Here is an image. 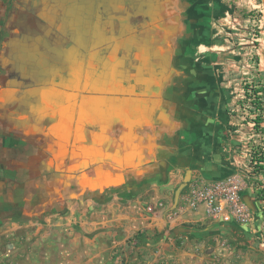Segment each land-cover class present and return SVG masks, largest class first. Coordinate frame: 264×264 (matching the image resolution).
Listing matches in <instances>:
<instances>
[{"label":"crops","instance_id":"0c3cea01","mask_svg":"<svg viewBox=\"0 0 264 264\" xmlns=\"http://www.w3.org/2000/svg\"><path fill=\"white\" fill-rule=\"evenodd\" d=\"M10 1L0 2V235L26 232V226L33 224L40 230L42 222L49 220L64 227L72 252L81 245L87 251L104 252L125 247L128 237L141 232L129 248L130 261L154 264L164 256L169 243L161 239L175 231L189 249L184 251V262L189 264H196V258L208 264H264V213L253 178L246 179L242 190L249 219L241 225L212 222L181 197L173 205L175 209L167 203L149 214L145 205L161 195L148 177L122 187L128 197H72L64 201V213L54 211L67 197L61 189L72 188L74 168L84 169V159L80 162L76 156L88 153L89 146L83 142L88 135L80 130L85 129L90 105L75 102L70 87L58 82L59 77L68 75L67 70L58 71L59 59L65 61L67 52L57 50L39 31L48 24L32 17L31 0ZM251 3L210 0L207 7L212 15L209 22L216 28L210 25L214 32L209 41L217 50L210 55L211 65L204 67L209 70L204 72L205 82L199 84L192 145L185 143V156L179 158L180 166L189 169L185 187L195 178H220L238 169L247 170L248 142L256 141V133L250 116L239 113L238 101L253 76L249 74L253 59L246 57L252 47L246 35ZM35 5L42 12V6ZM236 10L247 17H237ZM243 38L247 39L241 41ZM262 42L264 47V38ZM256 55L259 76H264V53L257 51ZM78 107L82 116L75 114ZM169 194L162 195L166 202ZM79 202L85 204L81 211ZM194 238H201L197 242L199 255L191 248ZM66 261L74 264L71 259ZM23 264L42 262L37 258Z\"/></svg>","mask_w":264,"mask_h":264},{"label":"rangeland","instance_id":"374dc122","mask_svg":"<svg viewBox=\"0 0 264 264\" xmlns=\"http://www.w3.org/2000/svg\"><path fill=\"white\" fill-rule=\"evenodd\" d=\"M209 2L92 0L89 27L84 34L79 33L75 22L77 8L65 7L52 16L49 32L41 33L51 39L50 44L57 50L70 56L64 62L71 71L68 69V75L59 77L58 82L70 87L75 102L90 105L85 129L80 130V134L88 135L83 140L89 146L88 153L76 156L80 162L84 159V169L74 168L72 188L61 189L67 197L54 211L64 213V201L72 197H128L122 187L147 177L161 195L163 206L171 203L173 207L176 189L190 175L189 169L180 166L179 158L185 156V143L193 142L191 131L199 84L205 82L204 72L209 70L204 67L211 65L210 55L217 50L209 41L214 32L210 27L214 23L209 22ZM251 13L246 35L252 47L246 57L253 59L249 66L253 76L246 84L256 85L259 80L264 83L256 55L257 51L264 53V35L263 29L258 28L259 13L254 8ZM63 70L66 68L60 69ZM83 113L80 107L75 110L76 115ZM261 127L264 129V121ZM262 174L264 180L263 171ZM258 181L254 180L256 186ZM165 192L170 193L168 202L162 196ZM82 204H77L78 211L85 205ZM52 222L43 221L40 230H35L37 226L33 224L26 226V232L16 230L0 235V264L33 263L37 258L42 264H70L68 259L74 264H133L129 248L136 244L141 232L128 237L125 247L103 252L87 251L81 245L72 252L64 227ZM194 239L196 243L191 248L199 255L197 242L201 238ZM161 240L169 243L164 256L154 264H189L184 262V251L189 249L179 233L170 231ZM196 259V264H208Z\"/></svg>","mask_w":264,"mask_h":264},{"label":"built area","instance_id":"2783aa9c","mask_svg":"<svg viewBox=\"0 0 264 264\" xmlns=\"http://www.w3.org/2000/svg\"><path fill=\"white\" fill-rule=\"evenodd\" d=\"M252 9L259 13L258 28L264 26L262 14V3L252 0ZM228 16V15H227ZM252 16V15H251ZM256 39H261L257 37ZM249 151L247 170H235L220 178H195L187 187H183L179 197L185 200L192 210L202 211L206 219L212 222L245 224L249 219L248 207L242 198V190L245 187L246 179H258L260 184L257 187L264 189L262 180V169L259 168L264 162L260 160V155L252 157ZM178 197V200H179ZM178 202V201H177ZM159 200H150L145 205V210L153 214L163 208ZM175 207H172V210ZM173 214V213H171Z\"/></svg>","mask_w":264,"mask_h":264},{"label":"trees","instance_id":"16d2710c","mask_svg":"<svg viewBox=\"0 0 264 264\" xmlns=\"http://www.w3.org/2000/svg\"><path fill=\"white\" fill-rule=\"evenodd\" d=\"M237 17L246 18L247 15L242 11H235ZM264 31V26L262 28ZM244 96L238 101V111L242 115L250 116V120L253 124L254 132L256 133V141L248 142L250 148V155L252 157H257L260 155V160L264 162V129L261 127V123L264 121V83L262 80L256 85L245 84ZM250 158V160H251ZM264 173V165L260 167ZM260 184V182L258 181ZM256 198L260 206L263 208L264 213V189L256 186Z\"/></svg>","mask_w":264,"mask_h":264},{"label":"water","instance_id":"95a60500","mask_svg":"<svg viewBox=\"0 0 264 264\" xmlns=\"http://www.w3.org/2000/svg\"><path fill=\"white\" fill-rule=\"evenodd\" d=\"M65 1L71 3L70 7L73 6L74 9L77 8V13L78 14L76 16H74V17H76V21L75 22H78L77 24H79V27L78 26H76V27H78L79 33L84 34L83 32L86 30V28L89 27L88 24H87V20L89 18V13L91 12V6L90 5L92 3V0H65ZM52 2H53L52 0H36L35 4L37 3V5H41L42 8H43V10L41 12L42 16H46V14H48V12L50 11L49 5H50V3L52 5ZM55 2H57V0H55ZM261 3H262V11H263V17H264V0H261ZM84 14H86L85 17H83ZM45 29H47V28L45 27ZM45 44L46 43H44V46L46 48H48ZM47 50L50 52L49 48ZM67 57H70V56H67ZM61 59H59V61H60V64H61V62H62V64H61V66H58V69H59L58 71H60V69L62 70L64 68H66V70L69 69V72H70L71 69L68 68L69 66H68L67 62L62 61ZM185 184L186 183L184 181V183H182L176 189L175 195H174V204H176V202L178 201L179 194H180L181 190L183 189V187L185 186Z\"/></svg>","mask_w":264,"mask_h":264},{"label":"flooded vegetation","instance_id":"af4514ba","mask_svg":"<svg viewBox=\"0 0 264 264\" xmlns=\"http://www.w3.org/2000/svg\"><path fill=\"white\" fill-rule=\"evenodd\" d=\"M52 1H53L52 5H51V3L49 5L50 11L48 12V14H46V16H42V13L39 12L38 8H36L37 7L35 5L36 0H31V2H30V13H31L32 17L34 19L39 18L42 20V22L48 24V26H50V25L52 26L53 24H50L51 23L50 19L52 18L53 15H55V13H57V10H59V12L61 13L63 8L70 7V5H71V3H69V4L66 3L65 0H57V2H55V0H52ZM0 2L10 3L11 1L10 0H0ZM35 9H38V10H35ZM39 31L40 32L45 31V33L49 32V30L45 29V27H44V29H41L39 27Z\"/></svg>","mask_w":264,"mask_h":264},{"label":"bare ground","instance_id":"6f19581e","mask_svg":"<svg viewBox=\"0 0 264 264\" xmlns=\"http://www.w3.org/2000/svg\"><path fill=\"white\" fill-rule=\"evenodd\" d=\"M262 14H263V11H262ZM264 18V17H263Z\"/></svg>","mask_w":264,"mask_h":264}]
</instances>
